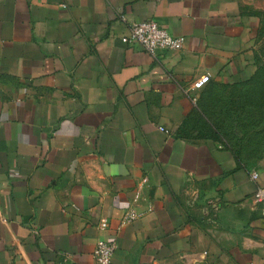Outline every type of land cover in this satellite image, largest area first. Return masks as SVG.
Wrapping results in <instances>:
<instances>
[{"label":"crops","instance_id":"0c3cea01","mask_svg":"<svg viewBox=\"0 0 264 264\" xmlns=\"http://www.w3.org/2000/svg\"><path fill=\"white\" fill-rule=\"evenodd\" d=\"M263 17L264 0H0V264H94L99 238L111 264H264V158L204 109L264 70ZM145 20L182 49L121 42Z\"/></svg>","mask_w":264,"mask_h":264},{"label":"rangeland","instance_id":"374dc122","mask_svg":"<svg viewBox=\"0 0 264 264\" xmlns=\"http://www.w3.org/2000/svg\"><path fill=\"white\" fill-rule=\"evenodd\" d=\"M204 109L221 142L252 161L264 158V71L243 87L208 89Z\"/></svg>","mask_w":264,"mask_h":264},{"label":"built area","instance_id":"2783aa9c","mask_svg":"<svg viewBox=\"0 0 264 264\" xmlns=\"http://www.w3.org/2000/svg\"><path fill=\"white\" fill-rule=\"evenodd\" d=\"M122 43L139 44L150 55L156 51H178L184 44L183 36H174L168 33L163 27L153 20H145L131 23L126 35L121 37ZM209 81V75H202L192 82V89H200ZM161 130H164L160 127ZM251 178L256 179L257 173L252 172ZM147 183V177H142L133 197V202L137 203L140 198L141 188ZM254 200L259 204L261 214L264 217V185L258 186L253 193ZM150 206H148V210ZM144 213L135 208V204L129 206L121 217V224H128L143 216ZM100 229L107 227V220L102 219L99 223ZM117 247L116 241L99 238L94 244L92 251L94 264H111L112 256Z\"/></svg>","mask_w":264,"mask_h":264},{"label":"trees","instance_id":"16d2710c","mask_svg":"<svg viewBox=\"0 0 264 264\" xmlns=\"http://www.w3.org/2000/svg\"><path fill=\"white\" fill-rule=\"evenodd\" d=\"M262 71H264V70H262ZM232 147L234 148V146H232ZM234 153H235L236 156H239V157H240V155H242L241 152L238 151V150L235 149V148H234Z\"/></svg>","mask_w":264,"mask_h":264}]
</instances>
